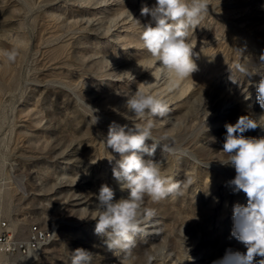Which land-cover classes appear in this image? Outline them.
Instances as JSON below:
<instances>
[{
    "label": "rangeland",
    "instance_id": "rangeland-1",
    "mask_svg": "<svg viewBox=\"0 0 264 264\" xmlns=\"http://www.w3.org/2000/svg\"><path fill=\"white\" fill-rule=\"evenodd\" d=\"M155 4L0 0V52L18 50L13 63L0 57V218L20 234L30 222L50 231L31 264H70L77 248L92 252L94 264H121L123 255L108 251L105 238L94 233L96 222L78 217L92 210V194L102 184L113 188L116 200L129 194L112 175L119 154L103 140L113 121L132 126L122 115L126 98L118 94L130 88L167 102L170 115L153 132L179 150L165 158L158 147L144 159L192 182L183 195L146 201L157 210L156 232L136 238L126 264H212L228 249L245 251L231 230L233 205H246L247 198L228 184L236 172L220 162L226 158L220 151L226 123L249 114L264 123L254 86L261 77L250 84L239 73L234 81L230 72L240 62L235 50L242 62L260 63L264 0H209V13L189 37L198 70L185 79L165 75L140 43L134 19L147 23L140 9ZM203 104L211 113L206 122ZM258 132L264 137L260 127L244 135ZM76 200L83 203L73 205Z\"/></svg>",
    "mask_w": 264,
    "mask_h": 264
},
{
    "label": "clouds",
    "instance_id": "clouds-1",
    "mask_svg": "<svg viewBox=\"0 0 264 264\" xmlns=\"http://www.w3.org/2000/svg\"><path fill=\"white\" fill-rule=\"evenodd\" d=\"M209 5V0H156L154 6L142 5L140 9L141 16L150 17L147 23L141 24L133 18L140 27L142 47L156 60L165 75L174 74L185 79L191 78L192 73L198 70L192 59L194 47L189 37L209 13ZM235 51L239 53L240 62L230 67L232 78L235 81L234 74L239 73L252 84V77L259 75L261 78L254 86L259 106L264 109V54L260 56L259 64H253L248 60L247 63L245 60L242 62V52ZM17 56L15 48L0 52V57L9 63L15 62ZM118 94L126 98L124 107L127 112L122 115L131 121L132 126L113 121L103 142L106 149L119 154L112 167V175L121 190H128L129 194L127 198L116 200L113 188L102 184L98 193L92 194L95 197L92 210L87 207L86 214L78 218L95 221L94 233L105 238L103 243L108 251L118 257L123 255L121 264H126L136 246V238L148 233L153 218L157 216V210L147 206L146 201L158 203L183 195L192 181L165 175L160 162L144 159L145 155L154 156L158 147H161L165 158L166 154L176 155L179 151L172 143L166 142L167 136L157 138L153 132L156 122L166 120L170 115L167 102L157 95L131 88ZM250 98L248 93L245 99ZM87 106L92 110L91 123H97L98 118L93 114L95 110ZM203 108L206 122L211 113L204 104ZM224 127L226 133L220 153L226 158L220 162L235 168V178L228 184L235 193L243 192L247 198L246 205H233L231 237L243 244L245 251L228 249L212 264H264V137L244 135L257 127L264 129V123L260 122V117L254 118L249 114L239 116L234 124L226 123ZM209 139L215 142V137ZM113 159L111 157L109 162L112 163ZM94 259L89 250L77 248L71 253L70 264H94Z\"/></svg>",
    "mask_w": 264,
    "mask_h": 264
},
{
    "label": "built area",
    "instance_id": "built-area-1",
    "mask_svg": "<svg viewBox=\"0 0 264 264\" xmlns=\"http://www.w3.org/2000/svg\"><path fill=\"white\" fill-rule=\"evenodd\" d=\"M51 237L49 230H37L30 222L20 234L9 222L0 218V264H31L33 255L43 247V240Z\"/></svg>",
    "mask_w": 264,
    "mask_h": 264
},
{
    "label": "bare ground",
    "instance_id": "bare-ground-1",
    "mask_svg": "<svg viewBox=\"0 0 264 264\" xmlns=\"http://www.w3.org/2000/svg\"><path fill=\"white\" fill-rule=\"evenodd\" d=\"M251 137H253V138H260V137H262V134L260 132L254 133ZM82 203H83L82 201L76 200V201H74V204L73 205H80ZM34 225L37 228V230H44V228H42L39 224L34 223ZM149 230H151L153 233L156 232V229L154 227H150ZM50 238L51 237H46L43 240V246L46 245L49 242Z\"/></svg>",
    "mask_w": 264,
    "mask_h": 264
}]
</instances>
